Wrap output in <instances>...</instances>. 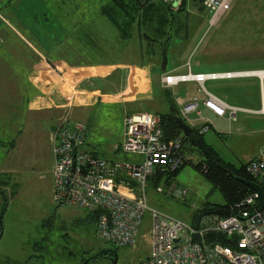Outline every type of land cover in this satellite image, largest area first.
<instances>
[{"label":"rangeland","instance_id":"1","mask_svg":"<svg viewBox=\"0 0 264 264\" xmlns=\"http://www.w3.org/2000/svg\"><path fill=\"white\" fill-rule=\"evenodd\" d=\"M202 1L183 0L179 9H175L177 11H167V15L163 16L169 22V32L173 34L171 43L178 50L175 59L172 55L169 56L171 65L174 63L173 59L176 63L186 65L185 68L187 63H198L209 67L210 71L264 70V0H234L231 10L213 27H210L209 15L203 9ZM108 2L109 0H0V9L17 32L23 34L35 48L50 59L57 60L62 57L67 60L105 61L106 58H112L105 55V45L115 44L113 35L116 41L118 40V31L101 13L100 7ZM127 2L130 4L129 0ZM9 4L15 10L14 15L7 7ZM44 8L45 14L42 12ZM139 17L140 22L136 21L137 25L133 24L131 27L135 28L134 35L137 38L143 33L154 36L155 33L150 30V15L145 13L142 16L135 15L134 18ZM22 22L27 25L26 30L20 26ZM148 41L152 45L153 42ZM129 44V47L133 48V45ZM76 50L81 55L76 56ZM0 52L2 58L12 60L13 63L12 72L8 74L3 66L5 63L0 62V84L3 83L0 89L3 86L9 92L6 97L8 96L9 104L15 110L8 112L6 115L12 116L6 118L14 121L15 128L19 120L28 116L25 115L26 97L31 94L33 88L26 80L28 70L17 60L16 55H5L7 50L1 48ZM113 58L117 59L116 56ZM4 72L6 79L1 80ZM230 85L236 87L230 88ZM24 87L27 89V95L24 93L20 99L17 96L14 98L13 92L23 91ZM241 87H246V91L242 92ZM206 88L220 97L226 95L228 102L237 106L258 109L262 106L255 105V102H264V92L262 94L261 89L264 84L262 87L260 79L256 76L210 81L206 83ZM185 91L200 99L203 96L192 83L180 84L165 93L169 94L170 97L167 96L170 99L181 101ZM182 105L180 102L175 104V107L179 111ZM140 107L138 109L141 113H164L170 108L163 97H156L154 102ZM200 110L202 116L209 118L213 125L205 134V139L226 163L240 168L257 156L264 145V113L239 111L237 121L230 123L229 114L226 118H219L206 108L201 107ZM128 111L131 112L132 108L103 106L86 109L82 117L85 120L89 116V132L92 129V133H95L98 129L96 133L100 134L107 128L111 131L107 136L101 135L104 148H109L113 141H120ZM48 122L50 125V121ZM24 124L25 121L23 126ZM189 125L194 126L197 123ZM9 149L7 145L0 146V166L2 162H7L10 155L16 156L11 162L19 159L17 163L29 170L30 174L26 178L32 179V184L31 189L27 188L29 184H25L24 191L19 190L9 205L4 195H0V264H83L102 250L114 246L98 238L96 223L86 221V210L58 206L54 203L51 175L47 172L51 171L53 163L44 144L41 143L34 150L30 147ZM51 153L53 157L52 146ZM182 157L180 169L175 174L165 173L157 183L154 182L157 177L149 179L147 194L152 207L173 217L190 221L195 211L207 203L224 204L225 200L220 191L215 190L203 172L197 168L202 159L201 154L187 148ZM20 166H16L18 170ZM170 183L179 189H187V196L177 199L156 193V186L167 187ZM149 221L147 214L135 247L114 246L119 255L118 264H131L149 255ZM90 264L112 263L108 259H98Z\"/></svg>","mask_w":264,"mask_h":264},{"label":"built area","instance_id":"2","mask_svg":"<svg viewBox=\"0 0 264 264\" xmlns=\"http://www.w3.org/2000/svg\"><path fill=\"white\" fill-rule=\"evenodd\" d=\"M177 0H140L143 4L162 3L174 8ZM183 0H179L177 8ZM234 0H204L210 26H215L231 8ZM248 72L206 73L188 76H166L168 86L195 80L201 86L208 80L233 79L250 76ZM203 88V87H202ZM206 94L202 105L216 116L229 122L237 118L241 108L233 107L217 96ZM201 99L195 96L181 111L186 123L203 124L205 134L211 128L210 120L202 116ZM196 114L195 118H190ZM124 154L138 155V160H107L86 149L88 127L74 120L68 113L59 119L52 136L54 164L53 200L58 206L76 207L88 214L99 212L96 233L99 239L117 247H135L140 239L144 218L150 217L149 255L131 264H264V208L256 209L259 194L253 191L235 206L236 214L221 217L207 213L185 221L152 207L147 184L157 173H172L183 161L180 154L182 140H164L161 117L143 112L126 116ZM76 152L74 153V150ZM246 172L264 192V147L255 159L246 165ZM126 182L135 183L129 194L120 191ZM156 193L184 199L187 189L173 183L156 186ZM200 210V209H199Z\"/></svg>","mask_w":264,"mask_h":264},{"label":"crops","instance_id":"3","mask_svg":"<svg viewBox=\"0 0 264 264\" xmlns=\"http://www.w3.org/2000/svg\"><path fill=\"white\" fill-rule=\"evenodd\" d=\"M7 7L9 8L10 13L14 15V8L11 7L10 4L7 5ZM175 9L178 10L179 8L171 7L170 11H177ZM230 10L231 8L223 17H225ZM45 11L46 8L42 10L43 14H45ZM134 11L135 15L142 16L145 13L150 15V30L151 32L155 33L154 36L143 33L144 35L140 34L137 38L133 33L135 28H131L129 37H123L119 30H117V28L110 22V20L106 16H104L105 18H107L108 22L111 23L118 31L117 41L114 35L112 36V40L115 41V44L105 45L104 49L105 55L112 56V58L110 60L109 58H106L105 61H81L79 59L67 60L62 57L58 58L57 60L50 59L45 53L35 48L30 43L29 39H26L23 34H19L17 32V29L9 22L8 17H6L3 11H1L0 9V48L2 50H7V52H5V55H7V53L16 55L17 60L21 62L23 66L25 65V68L28 70L26 80L33 88L31 94L26 97L27 99L25 115L28 116L24 120H19L16 124V127L14 128V121H12V119L8 120L6 118L12 115L6 114L8 112H11L13 109L15 110V108H13L11 104H9L10 100L8 99V96L6 97V95L9 94L8 90L1 86L0 146L4 147L7 145L10 147L9 150H14L15 148L19 149L20 147H22L23 149L30 147L31 150H34L36 149V147H38V145L42 143L44 144V146H46V151L50 153L52 163L54 164V157H52L51 153V146L53 143L52 136L61 116L65 113H68L74 120L86 123L88 127L86 149L93 153L95 156L100 158H107V160L110 161L138 160L140 158L138 155H128L122 152L121 144L124 139V123L122 135L120 133V141H113L109 145V148H104L101 137L107 136L111 133V131L107 128L100 134L96 133L98 129L95 133H92V129H90L91 132H89V116L85 118V120L88 121H85L82 117V114L86 111V109H94L96 107L124 106L127 109L132 108V111H128L129 113L126 115L130 116L141 113V111H139L140 109L138 108H141L140 106L143 104L149 105L150 103L154 102L156 97H163V99L168 102L170 107L169 111L164 113H169L172 108H176L175 104L178 105V103L181 102L183 103L182 107H185L195 97V95L189 94L188 91L182 93L184 97L181 99V101L179 99L172 100L169 98V94H167L169 97L166 95L165 92L169 93V89H172L176 86L178 87L180 86V84L185 83L194 84L198 92H200V89H205L207 92L217 96L230 106L241 108L246 112H253L258 114L264 113V103L261 104V102H255V105H260V107L262 106L263 111L262 108L250 109L248 107L237 106L234 103H229V100L227 99L228 97L226 95L220 97L209 91L206 88V83L217 80H208L203 86H201L193 79L178 82L173 86L166 85L163 80L166 76H193L196 74L206 73H225V71L236 72V70L210 71L209 67L200 65L198 63L196 65L187 63L188 65L186 68V65L179 64L178 62L176 63L173 59H175L178 50L177 47L171 43L173 34L169 32V24L163 17L167 15L166 8L153 5L139 11ZM161 16L164 24H160L158 21V18ZM136 21H140V17L137 18ZM134 24L137 25L136 23ZM20 26H22L24 30L27 29V25H25L24 22H22ZM142 36H144L145 38L143 39ZM15 37H17L18 39L16 40ZM148 40H151V42H153L152 45L149 44L150 41ZM161 42H164V44H162ZM128 43H131L133 45V48H130L131 46L130 44L128 45ZM163 53L166 54L164 55L166 56L165 68L162 67L164 59ZM75 54L76 56L81 55V53H78V50H76ZM170 55H172L173 57L172 61L174 63L172 65L169 59ZM113 56H116L117 59L113 58ZM0 62L5 63L3 66H5L7 73L10 74L13 68L12 60L8 61V59H5V57L2 58L0 56ZM245 70L248 71L253 69ZM255 76L258 77L257 75L253 74L251 76L245 77ZM2 79H6V73L2 76L1 80ZM0 85H3V83ZM232 87L236 86L230 85V88ZM246 89V87H241L242 92H245ZM18 91L19 92L14 91L13 95L14 98H16L17 96V98L20 99L21 95H23L25 91H27V89L26 87H24L23 91ZM21 92L23 93L21 94ZM200 93H202L203 95L201 98L200 109L201 107L206 108L202 105V101L206 99V94L204 92ZM25 94L27 95V93ZM182 107L179 108V111L184 108ZM193 115L196 117V114ZM226 116L224 118H226ZM23 121L26 122L24 126ZM48 121H50V125ZM235 121H237V118ZM8 122L10 123V126H8ZM210 123L212 127L213 125L211 120ZM187 124L189 125V123ZM201 126H203V124L197 123V125L191 126V128L199 130ZM21 127L22 129H20ZM256 157H254L253 159H255ZM16 158V156L10 155L7 162H2V165L0 166V195H4L5 199L7 200L6 203H8V205L19 190L24 191L25 184H29L27 186V188L29 189H31L32 184V179L27 180L26 178V176L30 174L29 170L26 167L22 168V166H20L21 164L17 163L19 159L16 162H11ZM253 159H251L250 161H252ZM17 165L20 166V170H18V168L16 167ZM13 166L14 169H12ZM24 168L26 170H24ZM52 169L51 171L49 170L47 172L51 175V192L53 199L54 182L52 177ZM135 185L136 184L133 182H126V184L123 183L121 185L120 191L124 194H129L128 192L130 191L131 187H135Z\"/></svg>","mask_w":264,"mask_h":264},{"label":"trees","instance_id":"4","mask_svg":"<svg viewBox=\"0 0 264 264\" xmlns=\"http://www.w3.org/2000/svg\"><path fill=\"white\" fill-rule=\"evenodd\" d=\"M129 1L130 4L127 0H109L106 5L101 7L102 14L110 20L123 37H129L131 33L130 28L137 20V18H134V10L139 11L146 7L157 5L166 8V11L168 12L170 11V8L162 3L146 5L141 3L140 0ZM203 2L204 0L202 1V7L205 10ZM126 5H130V7L127 8ZM158 21L160 24H164L162 16L158 18ZM164 55L166 54L163 53V56ZM158 115L161 117L164 140L171 141L180 138L182 140V148L180 151L181 156L184 155V150L187 148L199 152L202 159L199 161L197 168L203 172L205 178L213 185L214 189L220 191L225 200L224 204L207 203L203 208L195 211L192 219H196L207 213L218 214L221 217L235 215V206L252 193V190L239 180L240 178L253 180L246 172L247 164H243L240 168H236L232 164L226 163L215 149L206 142L204 137L205 134L200 133L198 129L193 128V133L186 137L178 127L172 111ZM179 169L180 168L170 174H175ZM162 175L163 174L160 172L157 173L155 176L157 179H155L154 182L157 183ZM98 216L99 212L88 214L86 221L97 223ZM100 259L107 258L101 257Z\"/></svg>","mask_w":264,"mask_h":264},{"label":"water","instance_id":"5","mask_svg":"<svg viewBox=\"0 0 264 264\" xmlns=\"http://www.w3.org/2000/svg\"><path fill=\"white\" fill-rule=\"evenodd\" d=\"M179 4V0L176 1V3L174 4V8H177ZM166 66V56H164V59H163V68H165ZM264 71V70H262ZM257 71H253L250 76L255 73ZM261 81V84H262V87H263V84H264V78H260L258 77ZM262 89V94L264 92V88H261ZM264 99V98H263ZM264 103V102H263ZM174 117H175V120L178 124V127L180 128V130L183 132V134L188 137L190 136L192 133H193V129L191 128L190 125H188L184 120L183 118L180 116V112L175 109V108H172L171 109ZM76 152V149L74 150V153ZM242 183H244L246 186H248L251 190L253 191H257L258 194H259V202L256 206V209L258 211H261L263 208H264V192H263V189L261 186H259L257 183H255L253 180H248V179H242L240 178L239 179ZM113 255L111 257V263L112 264H118V258H119V255H118V252L115 251V250H109V249H105V250H102L100 253L92 256L91 258H89L88 260H86L83 264H90L91 262H95L97 261L98 259H100L101 257H105L107 255Z\"/></svg>","mask_w":264,"mask_h":264},{"label":"flooded vegetation","instance_id":"6","mask_svg":"<svg viewBox=\"0 0 264 264\" xmlns=\"http://www.w3.org/2000/svg\"><path fill=\"white\" fill-rule=\"evenodd\" d=\"M107 249H109V250H115V251H117V249L113 246V247H108ZM118 252V251H117ZM113 255L111 254V255H107V256H105V258H107L108 260H110L111 261V257H112Z\"/></svg>","mask_w":264,"mask_h":264},{"label":"bare ground","instance_id":"7","mask_svg":"<svg viewBox=\"0 0 264 264\" xmlns=\"http://www.w3.org/2000/svg\"><path fill=\"white\" fill-rule=\"evenodd\" d=\"M253 75H257L260 78H264V71L263 72H255ZM263 111V110H262ZM264 112V111H263Z\"/></svg>","mask_w":264,"mask_h":264}]
</instances>
